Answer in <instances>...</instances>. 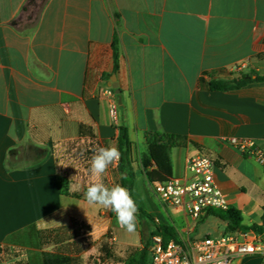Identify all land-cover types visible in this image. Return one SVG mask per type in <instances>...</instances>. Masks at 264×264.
I'll return each instance as SVG.
<instances>
[{"label":"crops","instance_id":"0c3cea01","mask_svg":"<svg viewBox=\"0 0 264 264\" xmlns=\"http://www.w3.org/2000/svg\"><path fill=\"white\" fill-rule=\"evenodd\" d=\"M251 72L264 74V0H0V264H45L39 234L64 236L72 228V242L81 245L96 233L104 208L89 206L73 184L74 195H62L57 148L72 140L80 159L78 149L91 141L118 148L121 126L133 143L134 167L149 154L148 132L184 137L170 148L172 176L188 174L190 157H210L245 230L260 225L264 165L228 141L250 140L264 150V81L232 91L209 86ZM114 74L120 94L109 86ZM27 146L40 150L38 157L10 169L11 151ZM140 176L147 177L144 169ZM158 212L184 245L202 238L184 213L163 204ZM119 232L112 240L123 251L115 253L143 248L140 230ZM212 233L205 237L222 234ZM231 264H264V256Z\"/></svg>","mask_w":264,"mask_h":264},{"label":"built area","instance_id":"2783aa9c","mask_svg":"<svg viewBox=\"0 0 264 264\" xmlns=\"http://www.w3.org/2000/svg\"><path fill=\"white\" fill-rule=\"evenodd\" d=\"M228 142L264 165V150L254 141L233 138ZM215 168L213 159L196 154L188 160L187 175L157 182L153 191L170 211L199 221L209 210L230 207L216 181ZM155 221L159 223L158 218ZM148 240L149 264H231L239 257L264 256V231H231L198 238L189 245L174 239L166 241L160 233L150 234Z\"/></svg>","mask_w":264,"mask_h":264},{"label":"trees","instance_id":"16d2710c","mask_svg":"<svg viewBox=\"0 0 264 264\" xmlns=\"http://www.w3.org/2000/svg\"><path fill=\"white\" fill-rule=\"evenodd\" d=\"M113 52H114V72L117 73L120 69L119 60V48H118V38L117 34L114 35L113 40ZM264 74L260 75L257 72H251L248 74L239 75L231 80H212L209 84L210 90L212 91H232L238 90L242 87L247 86L253 82H263ZM85 126L80 127V135H84L83 131ZM91 137L93 135L90 133ZM118 149L121 153L118 165L114 168L117 177V184H121L126 187L134 198V189L136 185V169L134 167V161L132 157V146L133 143L130 140L128 128L125 126L119 127V135L117 137ZM185 138L182 136L163 133L159 131H151L146 134V144L148 146V155L142 160V168L146 170L148 167H153L152 162L156 165V168L146 171L148 181L151 184L157 182H165L172 178V162L170 157V148L179 146L183 144ZM98 149L97 144L91 141L87 146L79 148L78 151L82 153L83 160L90 165V160ZM11 158L8 161V167L10 169L17 168L20 163L15 161L17 156V149L11 151ZM87 165V166H88ZM59 186L62 195L71 196L74 195L70 192L68 184L62 178H60ZM75 197L80 198L75 195ZM135 199V198H134ZM136 201V200H135ZM139 211L137 215L141 218L143 225V230L149 232V235L160 233L164 236L165 240L174 239L179 241L177 238L176 229L169 225L165 219L164 214L160 212L147 213L143 211L138 203L136 202ZM264 211V208H263ZM113 212H111L112 214ZM209 215L213 214L217 218H220L227 224L226 232L245 230L246 226L242 224L243 218L242 213L235 207L230 206L227 210L222 209H212L207 212ZM158 218L159 223L155 220ZM252 231L263 232L264 230V212L262 215V223L260 225L256 224L250 227ZM72 230V228H71ZM80 229H74V232L78 233ZM142 245L143 248L138 250L131 246L124 247V256L115 253L113 246L108 242L104 241L100 248L101 258L103 261H108L114 264H148V239H144L142 235ZM40 248L46 240H49L52 235H40ZM43 259L46 261L45 264H72V257L69 255H62L60 253L51 254L45 253ZM21 264V263H19Z\"/></svg>","mask_w":264,"mask_h":264},{"label":"rangeland","instance_id":"374dc122","mask_svg":"<svg viewBox=\"0 0 264 264\" xmlns=\"http://www.w3.org/2000/svg\"><path fill=\"white\" fill-rule=\"evenodd\" d=\"M83 143V141L78 140L74 144L75 146L76 144L83 146ZM57 150L60 158V172L62 179L67 182L70 191H72L73 184L74 189L80 190L84 195L89 184L93 182V177L87 170L85 161L74 155L75 150L72 153V140L62 143L59 145ZM39 151L40 150L37 148L31 146L21 147V149L17 150V156L14 160L18 161L20 164L31 162L38 157ZM151 168L152 167L150 166L146 168L145 171H149ZM135 169L138 175L134 189V198L136 202L140 208L147 213L158 212L163 203L153 191L154 184H151L146 176H140L143 168L139 162L135 165ZM85 171H87L88 174H85ZM102 180L109 187L117 184V178L113 165L109 167L107 172L102 177ZM103 210L104 214L99 212L101 219H99L100 221L95 225L96 233L93 235H87L82 240H80L82 242L81 245L79 244V241H77V244L76 242H72V238H74L76 235L72 233V230H69L64 236L56 235L51 237L49 240H46L42 245L43 251L46 253L59 252L62 253V255L67 254L70 257H72V254L78 255V257H75L77 259L76 264H111L109 262L103 261L101 258V243L104 241L113 243V248L116 249L118 253H121L123 251V245L116 244V242L112 240V237L115 235V231H120L124 234L127 232L119 226L116 221L115 214H111V210L105 208ZM137 217L139 220L137 230L141 231L142 235H144V239H147L149 237V232L143 230L141 218L138 215ZM177 225L179 226V224ZM226 227L227 224L224 221H222L220 218H217L213 214H210L207 219L203 218L202 220L197 221L195 225L196 231H192V234L202 238H204L205 234L208 232L212 233L216 230L222 232V234H226L228 233L226 232ZM88 233H90V230L82 231V234ZM72 243H75V245L73 244L72 246Z\"/></svg>","mask_w":264,"mask_h":264},{"label":"clouds","instance_id":"9594fccd","mask_svg":"<svg viewBox=\"0 0 264 264\" xmlns=\"http://www.w3.org/2000/svg\"><path fill=\"white\" fill-rule=\"evenodd\" d=\"M120 155L115 146L98 147L89 165L93 182L87 187L84 196L89 206H101L111 210L119 226L127 233L133 234L139 223L135 199L121 184L109 187L102 180L109 167L119 160Z\"/></svg>","mask_w":264,"mask_h":264},{"label":"water","instance_id":"95a60500","mask_svg":"<svg viewBox=\"0 0 264 264\" xmlns=\"http://www.w3.org/2000/svg\"><path fill=\"white\" fill-rule=\"evenodd\" d=\"M109 86L115 90L116 94H120V89L118 88V82H117V78H116V75L114 74L111 79H110V82H109ZM138 211H139V208L137 207Z\"/></svg>","mask_w":264,"mask_h":264}]
</instances>
